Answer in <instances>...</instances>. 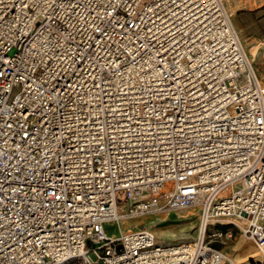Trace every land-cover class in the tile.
Here are the masks:
<instances>
[{"label":"built area","instance_id":"obj_1","mask_svg":"<svg viewBox=\"0 0 264 264\" xmlns=\"http://www.w3.org/2000/svg\"><path fill=\"white\" fill-rule=\"evenodd\" d=\"M227 2L0 0V264H240L214 243L264 245V81ZM186 207L192 240L104 229Z\"/></svg>","mask_w":264,"mask_h":264},{"label":"rangeland","instance_id":"obj_2","mask_svg":"<svg viewBox=\"0 0 264 264\" xmlns=\"http://www.w3.org/2000/svg\"><path fill=\"white\" fill-rule=\"evenodd\" d=\"M227 5L232 26L253 64L257 76L264 80V0H230ZM193 210H191L193 213L186 217H183L176 210H171L167 213L168 217L162 220L156 219L158 216H162L160 213L137 216L127 220L121 218L116 222L105 224L104 229L108 235L117 236L120 232L129 229L135 230L139 227H146L162 243L192 240L197 233L198 221L196 210ZM155 219L156 222L151 224ZM240 234L239 230H235L230 241L225 244L216 242L214 245L228 253L232 258L233 249L234 246L238 245Z\"/></svg>","mask_w":264,"mask_h":264},{"label":"bare ground","instance_id":"obj_3","mask_svg":"<svg viewBox=\"0 0 264 264\" xmlns=\"http://www.w3.org/2000/svg\"><path fill=\"white\" fill-rule=\"evenodd\" d=\"M229 1L230 0H228V3L227 4H229ZM227 10H228V8H227ZM193 209L196 210L193 207H186V208L176 209V211H178L183 217H186L190 213L191 214L193 213V212H191V210H193ZM168 211H171V210H169V209H164L163 210L162 209V210L158 211L157 213H160L162 216H158V218H156V219H158V220L161 219L162 220V219L168 217V214H167ZM196 213H197V211H196ZM127 219L128 218H126V217L125 218H122V220H127ZM156 219L153 220L151 222V224H153L154 222H156ZM240 222L243 225L245 224V222H244L243 219ZM196 235H197V233H196ZM262 250L264 251V245L261 246V247H258L251 239H249L247 236H245L244 234L241 233L240 236H239L238 245L234 246L232 258H233V260L236 263H240V264H251V263H253L254 261H256L258 259V256H259V254L261 253ZM225 254L229 255L226 252H225Z\"/></svg>","mask_w":264,"mask_h":264}]
</instances>
